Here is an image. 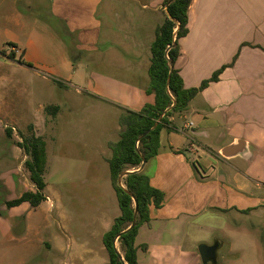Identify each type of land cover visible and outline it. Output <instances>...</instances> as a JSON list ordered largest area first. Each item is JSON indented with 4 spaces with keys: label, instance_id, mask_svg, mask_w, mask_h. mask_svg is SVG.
<instances>
[{
    "label": "crops",
    "instance_id": "obj_1",
    "mask_svg": "<svg viewBox=\"0 0 264 264\" xmlns=\"http://www.w3.org/2000/svg\"><path fill=\"white\" fill-rule=\"evenodd\" d=\"M40 1H48V9L43 10L62 23L55 26L32 20L17 9L21 0L0 4V23L5 27L0 36L12 47L11 54L0 56V124L20 123L27 113L26 93H41L43 84L50 90L46 83L52 82L49 77L71 78L76 65L65 35L74 36L78 51H99L114 76L126 77L111 81L101 91L121 115L126 110L140 112L155 103V95L147 93L151 47L167 16L165 0ZM28 3L34 4V0ZM29 4H24V13L33 9ZM187 30L178 41L179 56L174 65L185 88L200 89L217 73L218 78L198 92L187 111L170 117L171 124L161 132L158 154L142 170L151 185L165 193L164 206L151 208V221L144 224L150 227L156 222L196 217L206 209L249 212L259 206L246 194L250 184L264 188V0H193ZM75 85L82 90L81 84ZM177 118L184 120L183 125L177 124ZM195 136L208 147V141H216L215 157L240 160L239 165L230 163L236 171V188L228 186L227 179L217 183L210 175L215 158L201 155L196 164L187 157V152L198 154L193 145ZM227 148H233L235 155L224 157ZM22 151L17 145L9 150L14 156ZM110 158L105 159L107 163ZM149 165L152 169L147 173ZM11 184L14 186L8 179ZM22 205L32 208L28 203ZM115 219L99 218L97 227L82 224L79 228L85 237L79 239L62 227L59 232L68 240L55 234L48 248L63 258V264H108L101 238L103 241ZM150 256L151 264H196L181 258L162 263L161 254Z\"/></svg>",
    "mask_w": 264,
    "mask_h": 264
},
{
    "label": "rangeland",
    "instance_id": "obj_2",
    "mask_svg": "<svg viewBox=\"0 0 264 264\" xmlns=\"http://www.w3.org/2000/svg\"><path fill=\"white\" fill-rule=\"evenodd\" d=\"M8 1L14 3V0ZM21 1L16 4L17 9L32 20L40 19L55 26L62 23L43 10L48 9L45 7L49 5L48 1L34 0V4L28 3L31 0ZM6 2L0 0V4ZM24 4L32 5L33 9H26L24 13ZM9 29L22 36L13 26L9 25ZM59 29L62 33L63 29L60 26ZM1 30H5V27L0 23ZM63 39L76 65L71 78L49 77L52 82L46 83L51 86L50 90L43 84L41 93H26L27 113L20 123L8 121L7 124H0V264H63V258L48 248L55 234L61 235L64 241L68 240L59 232L62 227L68 228L74 237L84 238L85 234L79 228L82 224H96L97 227L99 218L107 217L110 221L121 215L109 164L105 160L112 156L110 145L120 138L121 114L120 109L104 98L101 91L104 92L111 81L126 77L114 76L99 51L81 52L76 49L74 36L65 35ZM6 41L5 36L1 35L0 56L5 52L11 54L12 47ZM15 58L19 60L20 56L16 54ZM26 84H30V81ZM75 84H81L82 90H77ZM49 106L58 107V112L47 113L45 109ZM183 123V119L177 118L178 125ZM30 126L46 142L47 167L44 177L47 200L37 209L28 205L8 208L9 200L18 198L22 192L36 190L24 165L27 159L25 153L22 151L14 156L9 152L17 145L19 135H29ZM8 129L13 134L12 139L7 135ZM195 138L193 145L198 154L187 152V157L195 163L201 155L215 158L210 175L213 174L217 183L225 178L228 186L236 188V171L231 164L239 165L240 160L228 162L215 157L213 150L217 151L216 141H208L211 144L208 147L197 142V136ZM150 165L147 173L152 169ZM251 172L248 174L251 175ZM8 179L14 182V186L8 185ZM246 194L259 205L257 209L249 212L206 209L196 217H187L178 222L141 226L137 245H145L146 250L139 248V264H151L153 259L150 254L153 256V253L161 254L162 263L181 258L185 262L197 264L199 261L203 264L199 246H211L216 241L224 243L217 253L218 264H264V188L250 184ZM7 230L9 234L6 236ZM101 245L104 248L102 238ZM105 256L109 261L107 250Z\"/></svg>",
    "mask_w": 264,
    "mask_h": 264
},
{
    "label": "trees",
    "instance_id": "obj_3",
    "mask_svg": "<svg viewBox=\"0 0 264 264\" xmlns=\"http://www.w3.org/2000/svg\"><path fill=\"white\" fill-rule=\"evenodd\" d=\"M192 1H164L167 16L158 28L156 40L151 47L150 85L147 90L148 94L155 95V103L146 105L140 112L124 111L120 118V138L110 145L112 156L108 164L121 215L115 219L112 228L103 238L109 255L108 264H138L139 247L136 240L139 229L151 221V208L161 209L165 203V193L153 187L150 178L139 171L143 159L148 162L158 154L161 132L171 124L170 117L187 111L198 92L210 81L218 78L217 73L210 81L204 82L200 89H187L179 72L174 68L179 56L178 41L188 32V10ZM169 47L171 49L167 52ZM169 76L171 80L168 84ZM45 110L55 114L59 108L49 106ZM158 121V126L151 130ZM28 132V136L19 135L21 142L17 146L27 156L24 165L36 190L26 191L19 198L7 202L8 208L28 203L33 209H37L47 200V183L44 177L47 167L46 142L34 133L33 126L28 127ZM7 135L10 139L13 138L9 129ZM128 171L131 173L123 178V185H120V175ZM135 201L138 206L137 224L129 229L134 219ZM142 248L146 250L145 245Z\"/></svg>",
    "mask_w": 264,
    "mask_h": 264
},
{
    "label": "water",
    "instance_id": "obj_4",
    "mask_svg": "<svg viewBox=\"0 0 264 264\" xmlns=\"http://www.w3.org/2000/svg\"><path fill=\"white\" fill-rule=\"evenodd\" d=\"M174 0H172L173 2ZM166 13H167V7H166ZM175 34H176V31H175ZM171 49V47H169L167 49V52ZM170 80H171V77L169 76L168 78V84L170 83ZM160 123V121H158L156 123V125L151 129V130H154L158 124ZM150 132V131H149ZM148 132V133H149ZM146 133V134H148ZM232 149L233 148H227L225 149V151H223V156L224 157H230V156H233L235 155L233 152H232ZM147 161L145 159H143V163L139 169V171H142L144 166L146 165ZM131 172H125L123 174L120 175L119 177V184L122 185V180L123 178L129 174ZM137 219H138V206H137V202L135 201V214H134V219H133V222H132V225L129 229H132L136 226L137 224ZM128 229V230H129ZM223 246L222 242L221 241H216L213 245L209 246V245H205V244H201L198 248L199 250V254L201 256V259H202V263L203 264H218V251L219 249ZM121 257V256H120ZM122 261H123V258L121 257Z\"/></svg>",
    "mask_w": 264,
    "mask_h": 264
},
{
    "label": "built area",
    "instance_id": "obj_5",
    "mask_svg": "<svg viewBox=\"0 0 264 264\" xmlns=\"http://www.w3.org/2000/svg\"><path fill=\"white\" fill-rule=\"evenodd\" d=\"M190 126H192V124Z\"/></svg>",
    "mask_w": 264,
    "mask_h": 264
}]
</instances>
